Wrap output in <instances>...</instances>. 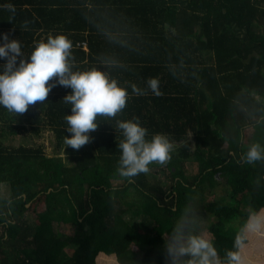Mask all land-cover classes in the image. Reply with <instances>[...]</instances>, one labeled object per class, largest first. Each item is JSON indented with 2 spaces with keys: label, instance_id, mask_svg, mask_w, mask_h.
<instances>
[{
  "label": "trees",
  "instance_id": "16d2710c",
  "mask_svg": "<svg viewBox=\"0 0 264 264\" xmlns=\"http://www.w3.org/2000/svg\"><path fill=\"white\" fill-rule=\"evenodd\" d=\"M0 34L20 43L17 64L64 35L72 71L95 67L127 90L79 150L65 143L70 88L23 114L0 106V264H188L176 250L190 235L219 264L229 251L264 258V235L234 247L249 214L264 217V159L242 160L264 146V0H0ZM150 78L160 95L133 92ZM128 120L177 144L170 159L121 176L117 122ZM47 130L64 157L12 145Z\"/></svg>",
  "mask_w": 264,
  "mask_h": 264
},
{
  "label": "clouds",
  "instance_id": "9594fccd",
  "mask_svg": "<svg viewBox=\"0 0 264 264\" xmlns=\"http://www.w3.org/2000/svg\"><path fill=\"white\" fill-rule=\"evenodd\" d=\"M4 43L0 45V59L6 60L0 66V106L15 114L25 113L30 105L44 102L50 91L63 86L70 88L71 93L63 98L70 104V112L65 116L67 122L65 143L74 150H79L91 141L90 133L98 128V115L114 117L126 105L127 90L118 85L115 79L95 67L87 71H72L69 64L72 42L64 35L48 36L46 42H37L30 57H21V46L16 40H9L8 34H0ZM85 45V44H84ZM55 78V79H53ZM53 81L49 83V81ZM146 89L132 85L137 95L151 90L160 95L159 81L150 78ZM123 140L119 143L121 155L117 171L123 177H134L147 173L153 162L164 164L170 159L172 144L167 136L155 134L146 139L147 129L139 120L118 121ZM264 159V146L252 144L242 157L245 163H254ZM264 235V217L251 212L247 221L237 235L234 247L243 246L242 235ZM179 243V256H190L188 264H219L217 252L204 236L190 235L186 242ZM227 264H241L239 251L227 253Z\"/></svg>",
  "mask_w": 264,
  "mask_h": 264
},
{
  "label": "rangeland",
  "instance_id": "374dc122",
  "mask_svg": "<svg viewBox=\"0 0 264 264\" xmlns=\"http://www.w3.org/2000/svg\"><path fill=\"white\" fill-rule=\"evenodd\" d=\"M170 143L172 144L171 152H173L175 150V148L178 147V145L173 143V142H170ZM12 145H15V146L24 145L26 147L35 148V149L41 148L42 151L48 156H55V155L57 156L58 155V156L64 157V152H63L64 149L63 150H57L56 149L55 137L49 130L42 132L38 136H32V134L30 132L25 133V134H23L22 137H17L14 140V142L12 143ZM0 195H2L5 198L10 196L8 189L5 186H3L0 189ZM204 225H205V223H203V226ZM56 229L58 231L71 233V231H69L68 228L65 226H61V225L56 226ZM204 237H206V236H204ZM262 249L264 252V248H262ZM259 257H261V256H259ZM253 262H254V264H264V258H257V256H253Z\"/></svg>",
  "mask_w": 264,
  "mask_h": 264
}]
</instances>
